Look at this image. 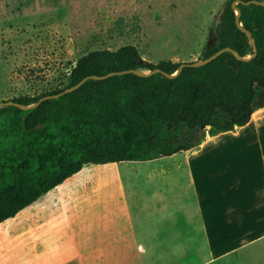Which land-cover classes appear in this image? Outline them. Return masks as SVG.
Returning a JSON list of instances; mask_svg holds the SVG:
<instances>
[{"label": "trees", "instance_id": "1", "mask_svg": "<svg viewBox=\"0 0 264 264\" xmlns=\"http://www.w3.org/2000/svg\"><path fill=\"white\" fill-rule=\"evenodd\" d=\"M224 48L230 51L189 66ZM191 63L176 74L181 63H150L130 45L94 50L76 60L63 89L0 108V223L86 165L151 163L196 149L205 131L245 126L264 107V0H226L213 43ZM124 71L138 74L87 80L29 107L85 77Z\"/></svg>", "mask_w": 264, "mask_h": 264}, {"label": "crops", "instance_id": "2", "mask_svg": "<svg viewBox=\"0 0 264 264\" xmlns=\"http://www.w3.org/2000/svg\"><path fill=\"white\" fill-rule=\"evenodd\" d=\"M0 264H264V107L192 151L84 166L0 223Z\"/></svg>", "mask_w": 264, "mask_h": 264}, {"label": "rangeland", "instance_id": "3", "mask_svg": "<svg viewBox=\"0 0 264 264\" xmlns=\"http://www.w3.org/2000/svg\"><path fill=\"white\" fill-rule=\"evenodd\" d=\"M226 0H0V103L61 90L76 60L133 46L157 64L197 62Z\"/></svg>", "mask_w": 264, "mask_h": 264}, {"label": "water", "instance_id": "4", "mask_svg": "<svg viewBox=\"0 0 264 264\" xmlns=\"http://www.w3.org/2000/svg\"><path fill=\"white\" fill-rule=\"evenodd\" d=\"M252 2H254V1H252ZM237 3H238V2H234V3L232 4L233 9L235 10L236 16H238V14H239V11H238L237 8L235 7V5H236ZM238 27H239L240 29H242V26H241L240 24L238 25ZM246 35H247V38L251 41V39H250V34H249L248 32H246ZM251 44H252V41H251ZM228 51H230L228 48L220 49V50H218L216 53H214L212 56H210L209 58H207L205 61H203V62H198V63H191V64H189V66H198V65H201V64H204V63L211 62V61L215 60L216 58H218V57H219L221 54H223L224 52H228ZM253 51H254V54H253L252 56L256 55V49H255V47H253ZM252 56H250V57H252ZM250 57H249V58H250ZM184 66H187V64H186V63H181V64L179 65L178 69H177L176 74L179 73L180 70H181ZM126 72H133V73H135V74H138L137 71H124V72L109 73V74H107V75L104 76V77L88 76V77L83 78V79H82L81 81H79L76 85H74V86H72V87H70V88L64 89L62 92H60V93H58V94H55V95H49V96H45V97L40 98L39 101H38L36 104L31 105V106H29V107L37 106V105H39L41 102H43V101H45V100H49V99H57V98H59V97L65 95V94H67V93L73 92V91L77 90V89H78L82 84H84L87 80H91V79H92V80L105 79V78H108V77H110V76H113V75H120V74H123V73H126ZM156 72H159V70H156ZM164 75H165L166 77H168V78L171 77L170 75H167V74H164ZM6 106L20 107L18 104H15V103H13V102H11V101H7V102H4V103H0V108H2V107H6ZM21 108H22V107H21Z\"/></svg>", "mask_w": 264, "mask_h": 264}]
</instances>
